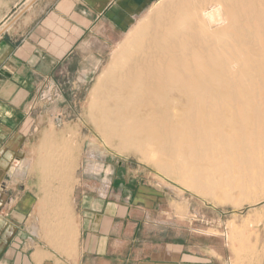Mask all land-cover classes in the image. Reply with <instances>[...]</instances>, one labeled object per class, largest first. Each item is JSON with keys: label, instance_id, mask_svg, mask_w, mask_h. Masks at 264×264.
Here are the masks:
<instances>
[{"label": "bare ground", "instance_id": "bare-ground-1", "mask_svg": "<svg viewBox=\"0 0 264 264\" xmlns=\"http://www.w3.org/2000/svg\"><path fill=\"white\" fill-rule=\"evenodd\" d=\"M112 57L89 105L106 143L223 201L264 195V0L159 2ZM44 151L38 166L59 183L54 203L65 206L73 151L52 142ZM213 155L239 159L255 177L227 185L197 176Z\"/></svg>", "mask_w": 264, "mask_h": 264}, {"label": "crops", "instance_id": "crops-1", "mask_svg": "<svg viewBox=\"0 0 264 264\" xmlns=\"http://www.w3.org/2000/svg\"><path fill=\"white\" fill-rule=\"evenodd\" d=\"M148 2L35 0L0 37V264H228L219 251L165 230L152 218L156 201L132 200L124 186L116 201L107 200L109 186L76 202L73 243L42 230L25 173L32 110L51 81L80 82L98 71Z\"/></svg>", "mask_w": 264, "mask_h": 264}, {"label": "rangeland", "instance_id": "rangeland-1", "mask_svg": "<svg viewBox=\"0 0 264 264\" xmlns=\"http://www.w3.org/2000/svg\"><path fill=\"white\" fill-rule=\"evenodd\" d=\"M34 1L0 0V37ZM162 1L167 0H149L148 7L133 19L127 33L146 18L152 6ZM120 43H116L104 65L83 81L66 78L51 81L32 110L34 121L31 119V122L34 123L30 130L25 173L32 176L44 234L53 242L73 243L77 237L73 210L76 202L87 200V197L95 199L98 192L109 186L112 193L108 194L107 200L116 201L119 187L124 186L132 194V200L140 194L147 201H156L157 211L152 218L172 234L189 235L197 247L219 251L228 264H264V195L258 196L256 201L255 197L248 201L245 198L238 204L220 200L174 176L163 174L134 150H118V142L106 143L97 131L89 118L90 94ZM46 141L67 143L73 151L76 171L72 173V192L65 206L54 203L59 183L49 181L39 167ZM251 169L239 159H226L220 155L202 159L196 168L197 176L227 185L240 179L249 180V173V177L254 174ZM232 195L238 198L237 191Z\"/></svg>", "mask_w": 264, "mask_h": 264}]
</instances>
